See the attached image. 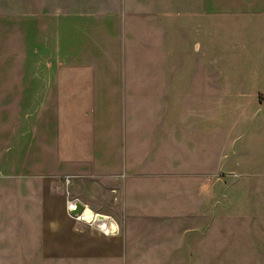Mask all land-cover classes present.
I'll list each match as a JSON object with an SVG mask.
<instances>
[{"label":"crops","instance_id":"obj_1","mask_svg":"<svg viewBox=\"0 0 264 264\" xmlns=\"http://www.w3.org/2000/svg\"><path fill=\"white\" fill-rule=\"evenodd\" d=\"M251 1L229 0L224 11L253 12ZM211 13L212 0H0V204L27 177L49 189L56 156L69 201L122 227L125 251L172 264L185 246L187 264H264V58L240 62L234 36L221 32L212 84ZM148 14L188 46L179 53L172 42L166 58L184 66L159 73L169 111L155 119L151 149L143 118L130 110L141 106L144 73L122 67L121 55L130 19ZM226 18L222 26L237 23ZM42 220L49 227L44 208ZM82 230L69 232L74 245H92ZM87 234L106 251L116 241ZM43 239L45 250L50 233Z\"/></svg>","mask_w":264,"mask_h":264},{"label":"rangeland","instance_id":"obj_2","mask_svg":"<svg viewBox=\"0 0 264 264\" xmlns=\"http://www.w3.org/2000/svg\"><path fill=\"white\" fill-rule=\"evenodd\" d=\"M245 1L252 2L251 0ZM228 2L229 0H212V43L209 61L212 68V84L217 83L216 69L221 67L219 59L221 32L224 34L230 31L229 33L234 36L230 45L232 49H235L233 54L240 59V62H247L245 59L249 53L258 57L259 62H262L264 58V0H254L258 6L253 7L254 11L248 13L243 11L227 13L224 9ZM22 14L25 15L23 10L19 12V15ZM230 14L234 15L237 23L222 26L220 22H224ZM249 15H252L251 19ZM166 19H170V16ZM127 32L121 44L122 67H129L144 73L142 83L145 85V91L141 93V106L132 107L130 110L131 114L140 115L143 118V125L147 129V149H151L154 141L155 119L156 117L157 119L164 118L169 111V93L166 91L164 79L162 85L159 73L165 72L171 66L177 68L184 66L183 59L166 58L171 51L172 42L179 41V44L176 42L174 44V50L179 53L185 52L188 46L182 43L184 38L179 33L173 35L174 38L171 39V34L159 26L157 18L149 14L145 19L142 15L140 19L131 18ZM21 62L20 58V67ZM197 66L195 63V67ZM156 73H158L157 76ZM212 88H214L212 95H217L219 92L217 84L212 85ZM213 111L212 108V114ZM185 116L186 107L180 106L178 109L180 122ZM220 126L218 123L212 124V138L214 134L219 135ZM215 128L217 130H214ZM122 159L120 157L119 164H122ZM50 160L49 189L46 186V179L45 185L39 187L30 177H27L20 181L18 193L14 188L12 191L4 190V201L7 200L9 203L0 204V264H126L127 259L132 260V263L144 264L139 260L144 261L147 258L151 259L148 264H156L153 260L155 259L153 252L124 250L126 246L121 242L124 229L117 224L112 233L105 234L95 225L74 217L67 207L68 201L74 198L71 193L69 194L71 187L68 186V176L64 172H59L58 157L51 156ZM145 160L147 164L154 163L153 156L147 155ZM39 196H44L43 205L38 203ZM10 199L13 201L12 204H10ZM42 206L44 212L50 214L49 227L48 225L43 226ZM85 209H89L95 216L90 208L85 207ZM75 226L83 229V239L89 238L93 242L92 245L79 247L74 245L72 241L74 237L69 236V232L73 233ZM92 231L100 235H109L116 241L113 245L107 244L109 250L106 251V244H99L101 238L98 235L87 234ZM44 232L45 234L50 233L49 244L45 242V250ZM134 247L140 248L136 245ZM187 255V249L184 246L178 253L177 261L174 258L172 264H187ZM217 256L218 254L214 252L211 259L212 257L218 259Z\"/></svg>","mask_w":264,"mask_h":264},{"label":"built area","instance_id":"obj_3","mask_svg":"<svg viewBox=\"0 0 264 264\" xmlns=\"http://www.w3.org/2000/svg\"><path fill=\"white\" fill-rule=\"evenodd\" d=\"M76 202L74 201H68V209L72 212L76 209ZM101 216V217H99ZM78 220H85V215H84V212H82L81 214H78L76 216ZM102 218L103 219H106V224H100V221H102ZM85 221H88V220H85ZM90 224H93L95 225L96 227H98L102 232H104L105 234H109V233H112L113 230H115V226L113 225V220L108 217V216H103V215H99V214H95L94 217H91L89 219V222Z\"/></svg>","mask_w":264,"mask_h":264},{"label":"bare ground","instance_id":"obj_4","mask_svg":"<svg viewBox=\"0 0 264 264\" xmlns=\"http://www.w3.org/2000/svg\"><path fill=\"white\" fill-rule=\"evenodd\" d=\"M84 215H85V218H86L85 220H88L87 222H89V219L91 217H94V214H92V212H90L88 209L84 210ZM99 217H101V216H99ZM100 224H101V226H102V224H106V219L102 218V221H100ZM113 225L115 226L114 223H113Z\"/></svg>","mask_w":264,"mask_h":264},{"label":"water","instance_id":"obj_5","mask_svg":"<svg viewBox=\"0 0 264 264\" xmlns=\"http://www.w3.org/2000/svg\"><path fill=\"white\" fill-rule=\"evenodd\" d=\"M84 210H85V206L82 205L81 203H77L76 209L74 211H72V215L76 216L78 214H81L82 212H84Z\"/></svg>","mask_w":264,"mask_h":264}]
</instances>
